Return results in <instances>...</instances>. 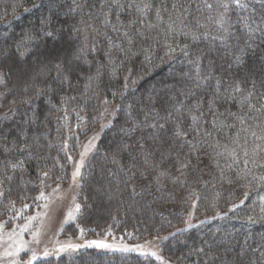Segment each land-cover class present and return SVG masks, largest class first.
Instances as JSON below:
<instances>
[{
  "label": "trees",
  "instance_id": "1",
  "mask_svg": "<svg viewBox=\"0 0 264 264\" xmlns=\"http://www.w3.org/2000/svg\"><path fill=\"white\" fill-rule=\"evenodd\" d=\"M220 2L120 0L122 8H109L107 3L101 8L104 0H75V3L73 0H0V53L8 52L7 56L0 55V70L5 73L4 82L0 83V180H3L0 190L5 193L0 197V218L10 206L29 204L42 188L65 182L70 170L67 153L76 150L75 135L79 131L73 133L75 123L81 115L90 123L93 115L116 106L110 125L84 168L77 219L81 228L90 234L111 227L117 233L130 232L139 238L159 237L183 225L192 200H196L197 214L208 215L227 211L247 192V199L235 210L175 234L162 242L160 252L175 264H235L236 253L246 241L245 261L252 259L260 264L264 251V219H261L264 213L259 198L264 196V181L258 178L264 176V167L249 163L252 174L245 176L243 161L245 149L251 157L256 145L264 148V140L251 135L252 131L257 136L262 134L256 125L264 126V112L250 111L246 106L241 109L237 101L243 96L236 93L237 100L226 99L228 94L223 89L237 79H255L257 88L252 103L259 107L262 102L259 96L264 89L259 87V82L264 80V33L255 31L249 37L244 21L253 28L257 25L264 28L260 16L264 0H247V10L233 6L226 13L228 22L223 27L218 23L224 12ZM143 3L152 5L144 15L135 6L130 7ZM206 3L213 7H206ZM173 4L177 7L173 8ZM70 8L73 10L69 11ZM157 9L160 20L156 19ZM105 13L110 21L108 25L103 23ZM49 16L56 38L38 36L35 41H27L26 34H36L41 20ZM129 20L137 23L129 26ZM140 20L145 23L141 24ZM148 22L155 27L147 28ZM113 24L119 31L113 30ZM137 28L151 38L144 39L136 32ZM126 30L134 38L135 55L109 47L110 37L116 45L128 48L123 37ZM193 33L200 36L198 41L192 40ZM22 40L32 51L20 59L16 47ZM184 44L190 46L192 58L197 54L203 57L202 75L211 72L214 80L223 81L213 111L209 112L206 104L201 106L204 115L198 126L191 120L192 115H198L193 106L198 99L212 98L214 80L200 88L193 86L189 77L195 76V70L187 63L189 57L180 52ZM166 45L180 47L170 58L165 56ZM60 49L63 53L56 57L55 52ZM109 51L111 59L106 55ZM75 54L80 59L72 62L70 83L65 81L61 85L55 79L54 65L58 59H72ZM235 55H241L243 62L234 63ZM20 64H25L33 74L18 84ZM244 87L252 90L250 84ZM39 89L44 94L37 96ZM189 90L195 95H187ZM229 112L244 116L245 124L241 125ZM152 123L165 124V129H153L149 127ZM177 123L188 131L182 139L173 136ZM121 128L128 134L121 132ZM244 128L248 131H243ZM237 137L239 144L234 143ZM118 144L129 147L117 152ZM233 149L235 162L230 155ZM254 158L264 163V151L257 149ZM189 160L190 166L182 168ZM19 161H24V169L13 171L11 165ZM45 172L47 176L43 175ZM238 174L243 178L237 179ZM6 176L12 179L7 180ZM107 200L112 202L106 206ZM201 248L204 253L198 251ZM36 264L154 263L130 253L86 250L70 258Z\"/></svg>",
  "mask_w": 264,
  "mask_h": 264
},
{
  "label": "rangeland",
  "instance_id": "2",
  "mask_svg": "<svg viewBox=\"0 0 264 264\" xmlns=\"http://www.w3.org/2000/svg\"><path fill=\"white\" fill-rule=\"evenodd\" d=\"M55 53L56 57H58L62 55L63 51L60 49ZM18 73H20V75L18 74L19 77L18 75L16 76L19 79L18 84L27 81L29 75L33 74L31 71L28 72L25 64H20ZM116 109L117 107L113 106L101 110L93 115L90 123H87L86 118L81 115L79 121L73 127V133L79 131L75 135L76 150L72 154L67 153L70 166L67 180L51 187L42 188L29 204L10 206L4 212V217L0 218V224H3V227L0 228V257H3L4 251L9 249V245H12L13 240L16 239L15 236L10 239V234L12 233L19 234L20 238L27 242L30 250L21 252L18 258L3 257V259H0V264H10L13 259H19L20 264H26L33 252H35L37 258L32 261V264H36L50 259L57 261L61 257L70 258L86 250L112 254L130 253L138 257L149 258L154 264H175L161 254L160 245L163 241L191 227L220 218L226 215L227 211H231L233 205H241L240 202L244 201L245 196L231 204L227 211L219 210L208 215H199L196 212V200H192L187 206L183 225L159 237L139 238L130 232L117 233L111 227L100 233L90 234L88 231L83 230L77 222L81 209L79 212L73 211L75 219L68 220L67 213L74 210V204H81L80 186L84 176L85 165L95 152L102 133L110 125ZM102 125H105L103 129ZM94 136H97L95 140L92 139ZM90 140L94 147H91L86 152V146H89ZM66 149L67 145H65ZM82 153H85L83 166L80 167V175L74 181L73 172L81 164ZM41 192L44 193L45 199L38 198ZM111 202L112 200H107L104 204L107 206ZM30 217H35V219L29 220ZM25 225L28 226L27 231L22 232L21 230ZM33 234H37L35 239ZM89 241H103L108 245H112V247L98 248L94 245L89 247ZM69 242L74 245H80V247L75 251H62V246H66ZM124 246H127L129 251L120 250ZM45 252L48 255L45 256Z\"/></svg>",
  "mask_w": 264,
  "mask_h": 264
},
{
  "label": "snow or ice",
  "instance_id": "3",
  "mask_svg": "<svg viewBox=\"0 0 264 264\" xmlns=\"http://www.w3.org/2000/svg\"><path fill=\"white\" fill-rule=\"evenodd\" d=\"M73 2L75 3V0H73ZM107 3V0H104V3H101L100 7L103 8L105 7V4ZM34 7H36L37 5H33ZM77 7H81V5L77 4ZM107 6L109 8L111 7H117V8H122L123 5L120 4V0H111L110 3H107ZM131 6H135L137 11L140 12L142 15H144L146 13L147 9L152 8V5L149 3H143L142 5H130ZM234 6L235 9L237 10H247L249 8V3L247 2V0H227V2H223V0H221L219 7H221L224 12L221 14L218 23L220 24L221 27H223L228 21L226 19V13L228 12V10L230 8H232ZM173 8H176L177 5L173 4L172 5ZM206 7L208 8H212L213 6L211 4H207L206 3ZM73 9H69V11H72ZM166 10V9H165ZM25 11H28V9H25ZM186 11V9H185ZM253 11H255V9H253ZM52 15H55V13H52ZM260 16H261V22L264 23V7H262V10L260 12ZM156 19L160 20L161 19V13L160 10L157 9L156 10ZM177 20H180V17L177 16L176 17ZM116 21L117 24H120V18L117 15L116 16ZM141 24L145 23L144 20H140L139 21ZM103 23L105 25H108L110 23L109 19H108V14L105 13L104 18H103ZM137 23L136 20H129L128 24L129 26L135 25ZM253 23H255V21L253 20ZM147 28L151 29L153 27H155L154 24H152L151 22H148L146 24ZM112 28L114 31H119V29L117 28L116 24L112 25ZM244 28L247 29L249 37H251V35L255 32V31H260L261 33H264V28L260 27L259 25H257L256 28H253L251 24H249L247 22V20L244 21ZM172 26L169 25V29L168 31L171 32ZM136 32L139 33L144 39H150L151 37H145L144 34L142 32H140L139 28L136 29ZM184 35H188V33H184ZM38 36H43V37H47V38H52L55 39L57 36V32L56 29H54L52 27V16H49L46 19L41 20V27L39 28L38 32L36 34H26V40L27 41H35L37 40ZM123 37L127 40V44L129 45L128 48H124L122 45H116L115 42L109 37V47L111 49V47H118L121 51L125 52V54L128 53H132V46L134 45L135 41L134 38L129 34V32L126 30L123 32ZM200 39V36L196 35L195 33L192 34V40L193 41H198ZM215 39V38H214ZM166 51H165V56H169L170 58L173 56V54L176 53L177 51V47H180L179 45L177 46H173V45H166ZM189 45L188 44H184L182 47H180V52L182 55H184L185 57H189V59L187 60V63L191 66H193L194 70H195V76L194 77H189V79L193 80L194 84L193 86L195 88H200L203 84H207L209 81H213L214 77L213 74L211 72L207 73L206 75H202L201 74V67H202V62H203V57L199 54H197L194 58H192V54L189 52ZM31 49L28 48L25 45V41L22 40L20 44L17 45L16 47V52L18 53V56L20 59L25 58L26 56H28L31 53ZM78 51H82L78 50ZM0 55L2 56H7L8 52L4 51L2 53H0ZM106 55L109 57V59H111V51L107 52ZM132 55H135V53H132ZM80 56L78 54L73 55L72 59H68V60H63V59H58L57 62L55 63L54 67L57 71V75L55 77V79L59 80L60 84L63 85L65 81L70 83L69 77L73 71V69L71 68L72 62L73 60H79ZM146 59L149 60V62H151V58L150 57H146ZM243 62V57L241 55H235L234 56V63L240 64ZM61 74H63V79H60ZM99 75V72L97 73ZM188 74L185 73V76H187ZM4 77H5V73L0 70V83L4 82ZM92 78L89 77V80H91ZM125 89H127L129 87L128 83H127V77L125 78ZM133 84L136 83V81H132ZM250 84L251 85V89L252 90H247L244 85ZM50 87V86H49ZM259 87L261 89H264V80H261L259 82ZM223 88V81L219 78H216L214 80V92L212 94V98L208 99L205 98L203 100L198 99L197 103L193 106L196 108L198 115H192L191 116V120L193 125L198 126V121L199 119L204 115V113L202 111H200V108L202 105H207L208 107V111L212 112L213 111V105H215L217 99L220 98V92ZM257 88V81L255 79H245L243 81L237 79L235 80L232 84L228 85V88L223 89L228 95L225 97L227 98H231L233 100H237L236 97V93H240L241 96H243L242 100H238L237 102L239 103L241 109H243L245 106L250 110V111H255V112H264V93H261L259 96V100L262 101L260 103V106L257 107L256 104L252 103V100L254 98V92ZM25 91L28 90L27 87H25L24 89ZM246 92V95H245ZM44 94V90L43 89H39L36 91V95L40 96ZM121 95H123V93H121ZM187 95H191L194 96L195 93L192 92L191 90H189V92L187 93ZM71 99H75V97H72ZM26 102H30V101H26ZM105 103H107V101H105ZM181 106H183V103L181 102ZM176 111H179V109H176ZM191 111V109H190ZM158 115V113H157ZM228 115L233 116L234 118L238 119L240 124L243 125L245 124V119L244 116L242 115H238L237 113H232L229 112ZM168 116L171 117L172 113L169 112ZM129 117L131 118V113H129ZM213 126L216 125V121L213 120L212 121ZM102 129L103 127H105V125L101 126ZM149 127L153 128V129H160L163 130L165 129V124H157V123H152L151 125H149ZM256 127L261 129V135L257 136V132L256 131H252L251 135L256 137L257 139L260 140H264V126L261 125H256ZM132 130L134 131L135 128L133 127ZM193 131H196V127H192ZM243 131H248L247 128L242 129ZM121 132H123L125 135H127L128 133L125 132V130L123 128L120 129ZM98 135V134H97ZM188 135V131H186L184 128L181 127V125L179 123H177L175 125V128L173 130V136L177 139H182L184 137H186ZM97 138V136H94L92 139L95 140ZM189 144H191V141L188 142ZM234 143L239 144V138L237 137V139L234 141ZM247 143V141L245 140V144ZM91 147H94V145L92 144V141H89V146H86V152L88 150H90ZM129 145L127 144H123V145H117V152L119 151H126L128 149ZM140 147H143L142 144H140ZM257 149H259L260 151H264V148H261L260 145H256V147L252 150V155L251 157L249 156V152L245 149L244 151V156L246 157V159L243 161L244 163V175H251L252 174V169L248 167L249 163H252L254 166L259 164L260 167H264V163H259L254 157L257 155ZM85 155V153L81 154V164L77 166L76 170L73 172V180L75 181L76 178L80 175V167L83 166V156ZM230 155L233 156L234 158V162H235V149L232 150V152L230 153ZM264 159V158H262ZM113 162H115V159L113 160ZM191 164V161L189 160L187 163L182 164V168H187L189 167ZM13 171L20 169L23 170L24 169V161H19L17 163H14L11 165ZM183 174V173H182ZM43 175L47 176L48 174L45 172L43 173ZM132 175L134 176L135 173H132ZM141 175H143V173H141ZM161 175H163V173H161ZM7 180H11L12 176H6L5 177ZM243 178L242 176H240L238 174L237 179ZM175 179H179L178 177ZM255 179V177H254ZM261 181H264V176H261L258 178ZM229 183H232L231 180H229ZM3 184V180H0V185ZM5 195L4 191L0 190V197H3ZM245 199H247L248 197V193L246 192L245 194ZM39 199H45V195L43 192L40 193V196L38 197ZM260 201L261 203V212L264 213V196H260ZM244 203V201L242 200L240 202V204L242 205ZM236 207H239V205H233V208L231 210H235ZM81 209V205L80 204H74V210H71L67 213V219L68 220H72L75 219V216L73 215V211L75 212H79ZM31 219H35V217H30L29 220ZM261 219H264V217H261ZM249 220L252 222H255L253 220L252 217H249ZM3 227V224H0V228ZM28 226L25 225L22 228V232L23 231H27ZM83 231V230H81ZM37 234H33V237L35 239ZM15 236L16 239L13 240V244L9 245V249H6L3 253V257H14V258H18L20 256L21 252H24L26 250H30L28 248V244L26 241H24L22 238H20V235L17 233H12L10 234V239ZM96 246L98 248H111L112 245H108L106 243H104L103 241H89L88 242V246ZM80 247V245H74L71 242H69L66 246H62L61 250L62 251H68V250H72L75 251L76 249H78ZM245 247H247V242L245 241V246L241 247L240 251L236 253V257H235V264H255V261H253L252 259H248L247 261H245L244 257L246 256V252H245ZM122 251H129V249L127 248V246H124L122 249H120ZM201 253H204V249L201 248L198 250ZM44 255H48L47 252L44 253ZM207 255V253H206ZM3 257H0V259H3ZM36 254L35 252L32 253L31 258L26 262V264H32V261H34L36 259ZM10 264H20V260L19 259H13L11 260ZM260 264H264V251H261V260H260Z\"/></svg>",
  "mask_w": 264,
  "mask_h": 264
}]
</instances>
